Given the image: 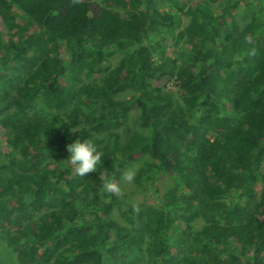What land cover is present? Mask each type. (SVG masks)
Returning a JSON list of instances; mask_svg holds the SVG:
<instances>
[{"label": "trees", "instance_id": "16d2710c", "mask_svg": "<svg viewBox=\"0 0 264 264\" xmlns=\"http://www.w3.org/2000/svg\"><path fill=\"white\" fill-rule=\"evenodd\" d=\"M168 1L175 12L158 0H0L17 38L0 36V111L18 106L5 123L19 132L18 173L0 167V264H129L143 213L100 189L138 157L149 159L139 187L160 176L172 188L146 214L151 264H264V0ZM238 7L251 12L243 26ZM186 8L171 59L167 41ZM111 50L127 53L105 69ZM38 99L42 112L29 113ZM128 119L139 131L122 138L114 129ZM78 139L103 153L84 177L67 161ZM258 183L262 198L248 208ZM192 212L208 217L195 232L178 225Z\"/></svg>", "mask_w": 264, "mask_h": 264}, {"label": "rangeland", "instance_id": "374dc122", "mask_svg": "<svg viewBox=\"0 0 264 264\" xmlns=\"http://www.w3.org/2000/svg\"><path fill=\"white\" fill-rule=\"evenodd\" d=\"M192 1V0H189ZM256 2L257 0H247ZM223 0H209L207 3L212 8H219L220 5L223 3ZM170 2L168 0H158V6L161 11L164 12H175V9H171ZM236 19L239 21V23L243 26L245 25L250 17L251 12L247 8L238 7L236 10ZM181 21L180 24L177 26V28L174 31L173 38L167 41L166 45V56L175 59L177 57L178 51L180 50V47L182 46L183 42V35L186 30V28L190 24V14L189 10L186 8L180 15ZM15 29H10L6 27L3 22L0 20V36L5 37L8 41H16L17 38L14 35ZM126 51H116L111 50L108 52L106 56L105 61V69H111L116 67L121 63L123 60V57L126 55ZM98 75L95 74L93 78H97ZM80 81H84L86 83L88 80L85 77L84 74H81L79 76ZM131 95V93H127L123 96V98H126L127 96ZM176 100H178V104L180 106V110L184 112L187 108V104L184 100H182L180 97H176ZM30 107L29 113L37 112L40 114L42 112V103L41 101L34 100L33 103L30 102L28 104ZM18 112V106H11L8 109L0 111V167L2 165L13 167L14 171L18 173V170L16 166H13L11 161V151L13 148V143L17 141L19 138V132H17L13 126H11L9 123H5V120L7 118H14L15 113ZM138 112H134L132 117L137 116ZM53 118V116H52ZM124 125L126 127H124ZM116 133H120L122 138L125 137V131H129L132 133H138L139 129L136 127V125L133 124L132 119H128V121H125L121 126L114 129ZM104 137V136H103ZM101 141V140H100ZM149 160L146 157H138L136 161H134L131 166L127 169H133L136 170L145 162ZM66 159L64 156L60 157H53L49 156L46 157L44 160H42V164L47 167H54L57 162H65ZM264 173V161L262 164V169L260 171V174ZM117 185L120 188V193L115 194L121 201L126 203L130 206H138L140 211L139 213H143L140 218L136 217V219L140 220V224L138 227H136L137 230H140L139 232H142L144 235L143 240L138 243L133 249V255H130L127 259L129 260V264H151L150 260H148L147 256V249L149 248L150 239L149 235L147 234V231L145 229V223H147V217L146 214L149 212V210H152L153 207H155L158 204L159 198H169L172 199V188L170 185V182L167 178L164 177H155L153 178V181L150 183V185H146V188L139 187L136 182L135 178L131 182H127L122 178L117 182ZM262 186L261 184H256L254 187V191L248 201L246 202V206L248 208H253L257 205V203L261 200L262 195ZM156 190V191H155ZM112 216L117 219V221H120L123 223L124 221L119 217V214L117 210H114ZM208 218V217H206ZM204 216H201L198 212H192L189 215H186L184 218H181L178 221L179 226L187 225L190 227L192 231H197L201 227L205 226L208 223V220ZM143 226V228H142ZM136 230V231H137ZM181 259V258H180ZM176 260V264H183L182 259Z\"/></svg>", "mask_w": 264, "mask_h": 264}, {"label": "clouds", "instance_id": "9594fccd", "mask_svg": "<svg viewBox=\"0 0 264 264\" xmlns=\"http://www.w3.org/2000/svg\"><path fill=\"white\" fill-rule=\"evenodd\" d=\"M72 2L78 3L79 0H72ZM67 151L70 153L67 159L68 163L72 166L73 171L81 177L96 171V166L103 155L102 152L97 151L95 144L91 140L80 141L78 139L74 143L67 145ZM135 175V170L129 169L123 173V179L131 182L134 180ZM100 191L101 193L119 194L120 188L113 179L106 178ZM133 210L137 213L140 211L138 206H134Z\"/></svg>", "mask_w": 264, "mask_h": 264}]
</instances>
